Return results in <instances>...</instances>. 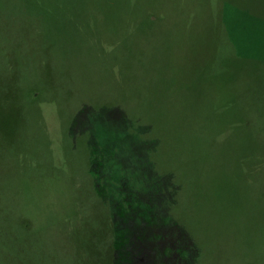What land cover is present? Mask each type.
Listing matches in <instances>:
<instances>
[{
	"label": "rangeland",
	"instance_id": "374dc122",
	"mask_svg": "<svg viewBox=\"0 0 264 264\" xmlns=\"http://www.w3.org/2000/svg\"><path fill=\"white\" fill-rule=\"evenodd\" d=\"M228 3L245 8L249 15L264 6V0ZM184 8L183 2L166 9L172 16L143 40L140 61H126L116 54L124 64L118 70L103 66L107 57L73 46L75 54L63 56L62 62L58 59L59 71L72 80L68 90L73 101L61 104L62 116L28 120L16 135L9 134L11 142L0 134V264L95 263L90 250L97 243L90 234L107 203L118 218L116 264H244L256 254L254 248L247 258L241 257L264 226L250 228L246 216L240 221L246 231L227 232L213 219L214 210L206 207L211 198H201L196 208L186 203L193 188L206 193L218 176L249 186L256 196L257 178H242L236 159L242 139H252L251 145L243 146L253 152L261 148L253 161L264 170V130L257 132L249 125L241 133L227 123L237 109L254 122L253 127L259 120L255 106L264 102V30L257 31V21H242L233 12L242 26L232 39L226 37V50L225 37L219 39L217 34L212 39L223 57L219 70L247 44L237 61L242 67L248 64L252 72L240 68L241 74L224 76L216 69L218 76L211 81L193 83L190 64L200 55L193 54L191 44L195 38L212 37L216 28L206 17L186 21ZM178 25L185 33L175 35ZM10 42L19 43L18 39ZM153 62L164 80L161 85L142 81L143 71L150 73ZM56 98L57 102L63 99ZM83 100L121 104L129 112L140 107L137 112L142 111L145 120L158 123L160 138L151 140L149 130H137L135 122L124 119L120 107L89 111L83 106L67 131V120ZM140 120L141 116L140 125L145 123ZM80 130L87 135L77 134ZM180 216L190 234L176 224ZM237 218L232 221L237 223ZM227 224L234 227L230 221ZM196 245L203 249V258ZM211 254L217 257L212 262ZM11 255L20 261L11 260Z\"/></svg>",
	"mask_w": 264,
	"mask_h": 264
},
{
	"label": "trees",
	"instance_id": "16d2710c",
	"mask_svg": "<svg viewBox=\"0 0 264 264\" xmlns=\"http://www.w3.org/2000/svg\"><path fill=\"white\" fill-rule=\"evenodd\" d=\"M7 1L0 0V69L2 70L0 73V134L3 135L2 140L7 142L12 141L9 134L16 135L26 126L28 120L46 115L56 118L62 116L61 104L73 101L72 94L68 90L72 85V80L66 77L64 72H60L58 67V59L62 62L65 60L63 56H68L70 53L75 54L72 51L73 46H76L78 51L93 50L102 57H107L108 60L103 66L118 70L124 64L116 58H126V61L130 58H137L140 61L143 40L153 35L155 31L153 29L159 22L166 21L172 16L166 9L184 2L186 21L192 22L196 16L206 17L207 20L210 19L211 26L214 24L216 28L212 37L195 38L191 44L193 54L200 55L199 60L190 64L191 69L189 70L195 75L190 73L194 78L193 83L194 80L208 82L214 76H218L219 72L226 73L224 76L240 73V68L243 73L252 72L248 64L242 67L237 61V56L244 54L243 49L247 48V44L236 50L235 56L230 59L234 62L227 61L224 66L222 65L223 69L219 70L223 57L218 45L214 44L212 39L217 34L219 39L225 37L223 46L224 51L226 50V37L232 39L236 28L242 26L235 22L233 12H236L235 15L242 21H257V31L264 30V6L258 10L257 14L249 15L245 13V8L228 3L231 0H12V4L5 3ZM209 14L211 17H208ZM175 18L177 19V15ZM178 27L179 25L175 35L179 31L185 33L186 30L178 29ZM104 36H109V38L105 39ZM11 39H18L19 43L13 45L10 42ZM151 65L155 68L151 69L153 73L143 71L142 76L148 80L142 81L161 85L164 80L159 79V75L156 74V71L160 70L155 67V62ZM56 95L62 96L63 99L57 102ZM83 106H87L89 111L120 107L124 119L135 122L133 124L137 130H149L151 140L157 139L158 141L160 138L157 132L158 123L151 119L145 120L146 116L143 112H137L140 107L134 112H129L121 104H100L89 100H83L76 105L69 123L67 120L68 124L65 125L67 131L70 129L74 115L80 112ZM255 113L259 119L255 127L251 124L254 122H250L248 116L239 109L235 111V117L229 116L227 124L230 129L233 128L241 133L249 125L253 130L263 133L264 102L261 101L255 106ZM140 116V121L145 122L141 125L137 121ZM78 133L83 134L81 136L87 135L81 130L77 131ZM77 139L79 138L76 137V142ZM250 141L252 139H242L238 148L239 156L236 159V166L239 165V167L236 169L245 180L248 177L252 179L251 176L255 175L254 178H257L256 196L250 193L249 186L240 185L236 181H228L219 176L208 186L209 191L206 193H202L199 187L193 188L191 193L189 191L184 193L187 195L189 192V201L186 203L189 207L192 204L195 208L200 207L198 202L201 198L204 200L211 198L209 203H206V207L216 213L213 216L215 222L219 224L220 229L222 226L227 232L233 230L236 234L239 231H246L247 226L240 223L241 219L246 216H249L245 220L249 221L250 228L264 226V170H261V167L253 161L256 156L261 155L262 151L257 152L261 148L254 149L256 152L246 150L243 143L251 145ZM86 142L87 148L88 146L90 148L88 138ZM106 207L108 209L104 216L98 215L97 217L98 225L94 233L90 234L91 237L95 236L97 243V248L90 250L92 258H96L95 263L92 264H116L118 258L115 238V221L118 218L113 217L108 203ZM230 210L232 213H229ZM173 211H175L174 208H172V213ZM255 213L258 215L254 217L252 214ZM236 216H238L237 223L232 221ZM176 221L177 225L189 233V228L181 216ZM227 221H230L235 229L227 224ZM83 223L86 222L83 221ZM260 230L259 235H254L257 238L254 244L248 246L247 250L241 251L243 255L241 257L244 259L251 254L254 248L256 250V254L250 255V261L244 264H264V227ZM91 241L93 239L88 242L93 245ZM26 243L29 244L28 241ZM82 243L87 244L86 237L83 238ZM196 246L201 257L204 256L203 249ZM15 258L17 257L11 255V260L14 261ZM215 259L217 257L211 254V262Z\"/></svg>",
	"mask_w": 264,
	"mask_h": 264
}]
</instances>
